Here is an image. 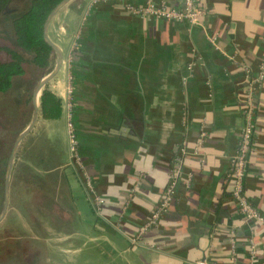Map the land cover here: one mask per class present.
Returning <instances> with one entry per match:
<instances>
[{"label":"crops","instance_id":"0c3cea01","mask_svg":"<svg viewBox=\"0 0 264 264\" xmlns=\"http://www.w3.org/2000/svg\"><path fill=\"white\" fill-rule=\"evenodd\" d=\"M182 1L169 3L180 8ZM198 6L205 14L197 26L131 15L119 0H73L52 19L48 35L63 65L42 92L56 96L61 113L43 117L41 92L36 125L17 151L7 214L9 228L39 247L42 264H252V242L255 264H264V226L239 213L228 178L247 122L249 80L264 64V0ZM56 59L48 70L26 65L8 104L32 97ZM69 77L83 169L69 153ZM254 98L246 195L264 215V81ZM32 114L33 103L28 125ZM181 147L176 199L160 225L132 244ZM87 177L105 200L104 217Z\"/></svg>","mask_w":264,"mask_h":264},{"label":"trees","instance_id":"16d2710c","mask_svg":"<svg viewBox=\"0 0 264 264\" xmlns=\"http://www.w3.org/2000/svg\"><path fill=\"white\" fill-rule=\"evenodd\" d=\"M62 1L64 0H30L29 5L24 6L25 2L12 17L15 45L0 47V52L7 56L5 62L0 61V96H9L12 93L15 80L25 76L26 65H33L41 70L49 69L54 51L44 39V26L51 12ZM13 104L14 111L17 110L18 113L22 110L18 114L21 122L12 129L1 123L0 128V214L4 203L5 175L10 153L16 138L29 123L32 97L29 95L26 101L22 97H14ZM40 105L44 118L60 117L61 103L47 89L42 92ZM8 217L0 226V264H42L39 247L33 245L21 230L10 229Z\"/></svg>","mask_w":264,"mask_h":264},{"label":"built area","instance_id":"2783aa9c","mask_svg":"<svg viewBox=\"0 0 264 264\" xmlns=\"http://www.w3.org/2000/svg\"><path fill=\"white\" fill-rule=\"evenodd\" d=\"M124 3L125 10L131 15L151 20H164L168 22H186L192 26L200 25L205 11L198 6L199 0H183L180 8L170 5L169 0H143L145 6L139 7L128 3L130 0H119ZM216 37H209L210 43L217 46ZM72 77L68 78V83L63 97V107L66 117V130L69 139V153L71 160L80 168H84V164L79 153V140L74 124V88ZM264 81V64L261 65L257 75L249 80V91L246 97L248 102L247 122L242 129L241 140L234 157L231 159V169L229 180L233 184L231 193L232 200L236 203L239 213L250 223H257L264 226V215L256 209L246 195V178L249 157L253 149L254 141V117L256 112L255 96L258 87ZM186 154L185 148H180L178 155L175 156L169 175V182L164 191L163 197L158 206L148 219V221L138 229L135 238H130L132 244H139L143 235L149 229L154 228L163 221L166 214L176 199L177 190L181 178L183 176V157ZM86 185L92 193L95 194L94 185L90 177L86 178ZM105 205L104 198L95 194L94 208L99 217H104L103 207ZM252 242V241H251ZM251 259L255 264L257 259L256 247L251 243Z\"/></svg>","mask_w":264,"mask_h":264},{"label":"water","instance_id":"95a60500","mask_svg":"<svg viewBox=\"0 0 264 264\" xmlns=\"http://www.w3.org/2000/svg\"><path fill=\"white\" fill-rule=\"evenodd\" d=\"M73 0H64L62 1L49 15V17L46 20L45 26H44V39L45 41L52 47L55 55H56V65L54 69L44 78L42 79L36 88L33 91L32 95V103H33V114H32V119L30 124L25 128V130L18 136L16 139L13 148L10 153L7 169H6V175H5V189H4V203H3V208L2 212L0 214V225L4 222V220L7 217L8 211H9V206H10V185H11V176H12V171L13 167L15 164L16 160V155L17 151L24 140V138L29 135L32 130L34 129L36 122L38 120L39 116V106H38V96L41 94L42 90L44 87L51 82L60 72L62 65H63V54L60 48L54 44L48 35V29L50 26V23L52 19L55 17V15L62 9L65 5L68 3L72 2Z\"/></svg>","mask_w":264,"mask_h":264},{"label":"rangeland","instance_id":"374dc122","mask_svg":"<svg viewBox=\"0 0 264 264\" xmlns=\"http://www.w3.org/2000/svg\"><path fill=\"white\" fill-rule=\"evenodd\" d=\"M29 1H27L24 4V6L26 4L29 5ZM14 45H15V38H14L12 23L10 21L7 22L0 21V47H4V46L14 47ZM6 60H7L6 54L4 52H0V61L5 62ZM21 111L22 110L18 111V113L17 110L14 111V109L12 108V104L10 105L8 104V95L6 94L1 95L0 96V128H2L1 123L2 125H5L8 129H12L14 128V126L18 125L21 122V118L18 115L19 113H21ZM12 205H16V204L13 203Z\"/></svg>","mask_w":264,"mask_h":264},{"label":"flooded vegetation","instance_id":"af4514ba","mask_svg":"<svg viewBox=\"0 0 264 264\" xmlns=\"http://www.w3.org/2000/svg\"><path fill=\"white\" fill-rule=\"evenodd\" d=\"M27 0H0V21L12 22V17L17 14Z\"/></svg>","mask_w":264,"mask_h":264}]
</instances>
